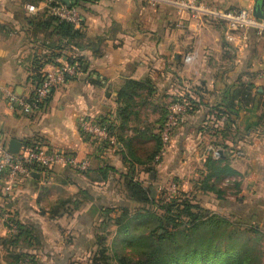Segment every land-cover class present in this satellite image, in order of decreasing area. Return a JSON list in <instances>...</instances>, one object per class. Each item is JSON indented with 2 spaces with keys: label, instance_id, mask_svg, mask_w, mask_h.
Instances as JSON below:
<instances>
[{
  "label": "crops",
  "instance_id": "0c3cea01",
  "mask_svg": "<svg viewBox=\"0 0 264 264\" xmlns=\"http://www.w3.org/2000/svg\"><path fill=\"white\" fill-rule=\"evenodd\" d=\"M176 1L85 3L76 7L83 27L75 45L58 35L56 24L47 25L44 1L36 5V14H28L22 0H0V86L30 96L34 79L51 70L57 58L82 60L79 76L57 89L41 111L26 115L0 101L6 145L30 141L90 161L85 172L54 167L48 183L35 173L13 200L0 199V264H12L3 246L11 237L5 213L34 237L12 250L32 252L41 264H77L97 252L105 210L128 204L123 176L131 168L144 187L147 175L154 181L169 170L171 181L203 209L241 218L264 233V103L259 104L264 102V36L251 31L242 46L229 44L221 22L205 18L200 28L189 13L179 12ZM201 2L223 11L264 5V0ZM193 52L196 60L185 63ZM248 81L256 87L251 105L233 99L240 83ZM131 83L139 87L128 89ZM179 99L187 100L189 111L153 159L169 107ZM88 118L111 121L113 132L130 141L117 152H102L80 132L79 122ZM209 147L219 151V158ZM217 172L221 198L211 190L214 177L205 181ZM110 227L112 233L113 222Z\"/></svg>",
  "mask_w": 264,
  "mask_h": 264
},
{
  "label": "trees",
  "instance_id": "16d2710c",
  "mask_svg": "<svg viewBox=\"0 0 264 264\" xmlns=\"http://www.w3.org/2000/svg\"><path fill=\"white\" fill-rule=\"evenodd\" d=\"M42 1L22 0L24 5H38ZM72 1L71 7L76 8L92 0ZM46 22L47 25L56 24L58 35L65 39L68 44L76 45L75 41L81 37V32L70 24L60 23L53 17H48ZM70 62H75V60H70ZM80 63H82V60H78L79 67L82 69ZM34 80L36 86H38L42 80L41 73ZM138 87V83L127 85L128 89H136ZM254 89H256L254 83L250 81L241 82L239 88L233 94V99L240 101L242 104L251 105L256 102L255 97L252 95ZM255 93L260 95L258 91ZM125 97L124 94L121 96V98ZM262 103L264 102L260 99L259 104L262 105ZM102 122L108 124L111 132L110 136L116 138L119 150L130 141V138L127 141L122 135L119 136L113 132L114 126L111 121L103 119ZM158 142V149L153 155V159L164 148L160 136ZM24 145L41 146L30 141L25 142ZM105 171L106 169L102 173H106ZM147 171L150 173L155 170L154 168H149ZM220 174V172H217L209 179H205V181H211V178L214 177V181L211 183V190L214 191L218 198H221L223 194L219 190L221 189ZM104 177L103 179H106V175ZM123 184L126 197L131 202L138 205L154 204L150 196V191L153 188L147 189L144 187L143 183L136 179L135 171L132 168L130 173L123 176ZM195 199L192 194L180 192L175 199L170 200L168 208L165 210H163L165 206L156 207L161 213L160 215L140 213L136 214V216L134 215L133 218L126 217V219H123L121 217L114 222V219L109 217V215L114 213V209L105 210V218L107 220L101 226L103 233L97 239L98 251L94 255L92 264H112L113 261H116V264H264V235L255 225L243 224V220L240 219L233 221L232 217L227 218L203 209L196 203ZM140 218L144 220L145 225L150 230L138 233V227L141 224L138 226L137 223L142 222L136 221L135 226H133L134 222L132 219L138 220ZM112 222L118 226V236L122 238L120 244L124 248L122 249L123 252H116L113 246V256H110L108 254L109 248L107 247L110 232L107 231ZM170 226L173 227V231L169 230ZM162 230L163 233H160ZM32 240H34V237L30 229H24L18 223V233L3 243L4 248L10 253L12 264H18L26 258L31 259L34 264H41L32 252L14 251L19 249L21 241L31 243Z\"/></svg>",
  "mask_w": 264,
  "mask_h": 264
},
{
  "label": "built area",
  "instance_id": "2783aa9c",
  "mask_svg": "<svg viewBox=\"0 0 264 264\" xmlns=\"http://www.w3.org/2000/svg\"><path fill=\"white\" fill-rule=\"evenodd\" d=\"M47 8L48 16L56 18L60 23H67L79 30L83 27V17L78 9L68 7L60 0H43ZM174 4L179 12H187L202 27L205 18L221 22L224 26V39L227 43L242 46L254 31L257 36H264V10L262 18L253 15L252 9H240L223 11L204 6L201 0H177ZM24 9L28 14H36L38 6L25 4ZM197 58V53L187 54L185 63L190 64ZM81 68L77 63H71L63 58L55 60L54 67L42 75V80L30 96H19L14 89L0 86V101H5L11 111H19L26 115H32L41 111L51 99L54 92L65 86L79 76ZM185 99H179L172 103L166 117V121L160 130L162 144L168 146L172 141L183 114L189 109ZM103 119L88 118L79 122L80 132L99 145L102 152L111 150L119 151L116 138L110 136L108 124ZM213 158H219V151L214 147L208 150ZM103 153L102 155H104ZM56 166L70 167L80 172H85L90 167V161L79 162L78 159L67 151L47 150L42 146H22L18 154L9 151L4 137L0 134V199L13 200L22 182L38 174L43 181H50L49 172ZM161 192L178 196L180 188L173 183L169 187H160ZM3 222L8 233L13 236L18 233V223L14 215L5 213ZM18 264H34L31 259H24Z\"/></svg>",
  "mask_w": 264,
  "mask_h": 264
},
{
  "label": "rangeland",
  "instance_id": "374dc122",
  "mask_svg": "<svg viewBox=\"0 0 264 264\" xmlns=\"http://www.w3.org/2000/svg\"><path fill=\"white\" fill-rule=\"evenodd\" d=\"M145 180H146L145 187L147 189L148 188H153L150 191V196H151L152 200L154 201L153 202L154 204L152 205L151 203H149V204H146V205H140V204L138 205V204H136L134 202H131V200L128 199V204L125 207L114 208L115 212L112 214L113 217H111V218L114 219L113 222L118 220L121 217L123 219H126V217L127 218L128 217L129 218H131V217L133 218L134 215L136 216V214H140V213H143V214L154 213V214L160 215L161 213L157 210L156 207L157 206H165V207H163V210H165L166 208H168L170 200L175 199V196H173L172 194L166 193V192H161L159 190L160 187H162V188L163 187H169L171 184L175 183L174 181H171L169 170H166V171L163 170V172H161V174L158 175L157 178L155 179L156 182H154L155 180L151 181V179H150V177L148 175L145 178ZM152 183H155V186L150 185ZM180 192L181 191H179V193ZM109 217H110V215H109ZM14 218H15V216H14ZM231 219L233 221H237L239 219L242 220L241 218H235L234 216H232ZM132 221L134 222L133 226H135V222L136 221L142 222V223H137L138 226H139V224H141V226L138 227V229H139L138 233H140L141 231H144V230L145 231L150 230V228L145 225L144 220L142 218H140L138 220L132 219ZM100 227H101V223H100ZM110 230H111V227H109V232H110ZM135 230H137V229H135ZM169 230L173 231V227L170 226ZM160 233H163V230L160 231ZM262 234L264 235V233H262ZM121 241H122V238L118 236V226L114 225L112 233H109V240L107 242V247L109 248L108 254L110 256H113V251H112L113 246H114L116 252H123L122 249L124 247L120 244ZM0 250H3V248L1 246H0ZM125 252H126V250H125ZM95 254H96V252H91L90 256H85L81 260L79 259L76 262H77V264H92ZM112 264H116V261H113Z\"/></svg>",
  "mask_w": 264,
  "mask_h": 264
},
{
  "label": "water",
  "instance_id": "95a60500",
  "mask_svg": "<svg viewBox=\"0 0 264 264\" xmlns=\"http://www.w3.org/2000/svg\"><path fill=\"white\" fill-rule=\"evenodd\" d=\"M60 1L68 7H71L72 5V0H60ZM263 10H264V5L257 4L255 8L253 9V15L256 18L261 19ZM21 145L22 144L20 142L13 140L10 143L9 151L13 154H18L20 151V148L22 147Z\"/></svg>",
  "mask_w": 264,
  "mask_h": 264
}]
</instances>
